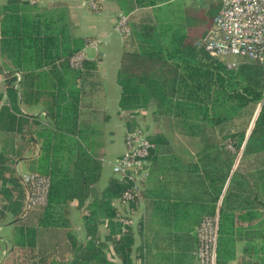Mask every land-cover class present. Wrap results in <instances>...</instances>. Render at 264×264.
Returning a JSON list of instances; mask_svg holds the SVG:
<instances>
[{
	"label": "trees",
	"instance_id": "1",
	"mask_svg": "<svg viewBox=\"0 0 264 264\" xmlns=\"http://www.w3.org/2000/svg\"><path fill=\"white\" fill-rule=\"evenodd\" d=\"M219 11L216 5L203 9L176 2L128 19L116 77L125 136L142 129L139 117L150 108L160 127L148 134L155 148L141 199L126 202L131 181L114 175L99 186L101 137L83 112L79 82L95 73L98 63L71 66L92 39L76 37L64 12L21 0L4 7L0 74L9 73L0 132L18 134L24 144L17 148L14 138H1L0 200L6 205L0 215L12 212L18 222L14 264H201L198 230L214 219L219 221L216 264L234 262L240 244V263L264 264V106L249 135L237 125L262 99L264 67L242 62L229 68L198 47ZM20 97L26 104L43 99L47 122L22 116ZM169 133L198 138L202 147L187 160ZM24 148L36 152L32 174L49 180L46 204L32 210L25 206L27 187L7 166L9 156L25 157ZM9 186L19 194L16 202ZM72 204L83 219V240L70 219ZM41 227L64 239L61 260L39 258Z\"/></svg>",
	"mask_w": 264,
	"mask_h": 264
},
{
	"label": "crops",
	"instance_id": "2",
	"mask_svg": "<svg viewBox=\"0 0 264 264\" xmlns=\"http://www.w3.org/2000/svg\"><path fill=\"white\" fill-rule=\"evenodd\" d=\"M31 1L39 10L43 11H61L69 16L70 22L74 27V35L84 39H92L93 46H86V55L88 61L98 63V70L95 73L87 72L85 77L80 80L85 90V101L83 112L87 117L86 122L95 126H99L103 132V144L98 151L99 158L103 162V176L108 173L107 181L113 177L111 175L112 164L124 152V136L125 124L121 118L118 106L120 91L117 85L116 77L120 64L121 54L123 51L124 36L116 29V22L120 15L128 17L146 12L153 5H165L167 3L182 2L187 7L194 8H212L213 6H223L224 0H97L100 6L99 11H91L89 3L91 0H21ZM11 0H0V14ZM89 43V42H88ZM116 47L117 52L106 50L107 47ZM113 52V53H112ZM0 65L3 61L0 60ZM3 71V70H2ZM9 71L4 69L0 74V111L7 103V92L5 80ZM18 81L21 75L17 74ZM21 96V95H20ZM18 107L22 116L39 117L42 123L47 122L43 99L27 104L23 98H19ZM123 114V113H122ZM120 135L116 137V132ZM11 136L14 138L17 148L21 146L20 136L15 133L7 135L0 132V148L1 138ZM24 147V144L21 146ZM36 153V152H35ZM31 153L28 149H23L25 157L22 159H14L9 156L7 158L8 168L14 171L15 175L22 180L25 175L32 174L33 162L36 154ZM7 178H11V173L6 174ZM103 179V177H102ZM102 181V180H101ZM101 183V182H100ZM107 185V183H106ZM105 185V186H106ZM104 186V187H105ZM103 187V188H104ZM11 190L12 199L16 202L19 194L12 191L11 186L7 187ZM102 188V189H103ZM6 203L0 200V210ZM70 219L76 235L80 240L85 239L86 234L83 228V219L76 210L75 204L71 206ZM0 264H14L13 254V237L16 232L18 222L15 220L12 212L6 211L0 215ZM102 233L105 235V227H102ZM58 232L41 227L38 229V253L39 258L62 259L61 250L64 247V239L60 238ZM242 246H238L237 259L230 264H239L244 257L242 254ZM116 262V260H115Z\"/></svg>",
	"mask_w": 264,
	"mask_h": 264
},
{
	"label": "built area",
	"instance_id": "3",
	"mask_svg": "<svg viewBox=\"0 0 264 264\" xmlns=\"http://www.w3.org/2000/svg\"><path fill=\"white\" fill-rule=\"evenodd\" d=\"M90 6L94 11L98 10L94 0L90 1ZM213 23L214 26L207 37L198 44L199 48L223 61L230 57L241 58L239 63H227L229 68H236L242 62H258L264 67V0H224ZM116 29L122 35L130 33L127 16L118 17ZM90 46H93L92 42L87 45ZM85 51L86 49L71 60L74 69H82L83 62L87 60ZM263 106L264 89L257 111ZM154 148V144L142 129H136L124 137V152L112 164V172L120 179L133 183L132 188L124 193L126 202L141 199V183L149 174V156ZM22 180L28 189L26 209L45 205L49 180L38 174L25 175ZM218 222V219L207 220L198 230L201 240V264H216ZM123 223L130 224L132 221L124 220Z\"/></svg>",
	"mask_w": 264,
	"mask_h": 264
},
{
	"label": "rangeland",
	"instance_id": "4",
	"mask_svg": "<svg viewBox=\"0 0 264 264\" xmlns=\"http://www.w3.org/2000/svg\"><path fill=\"white\" fill-rule=\"evenodd\" d=\"M89 6H90V3H89ZM106 50L113 51L115 53L117 52V49L115 46L114 47H107ZM225 61H228V62H226V65H227V63L231 64V62L232 63H239V62H241V58L230 57L228 60H224V62ZM257 109H258V106L255 108V110L253 111L252 114H250V112L245 114V116H244L245 118L242 121V123L239 122L237 125H239V127L246 129L249 132L251 124H252V120H253L256 112H257ZM152 111H153V108H150V110L148 111V113L146 114V117H144V119L139 117L140 125H141L140 128H142L144 130H147V128H148V131H146L147 135L151 134L152 132H154V133L157 132L156 130L160 127V123L155 122L153 120L154 117L151 114ZM98 127H97L98 136L101 137V142H102V145L104 146L103 139H102L103 132L100 129H98ZM117 135L119 136L120 132L117 131L116 137H117ZM9 137H11V136H9ZM168 137L171 140L175 149L180 154H182L185 157V159H187V160H191L192 158H194L196 152L202 147L201 141L195 137H188V136H183V135H179V134H172V133H169ZM97 145H98V142H97ZM99 151H100V149H99ZM12 157H15V156H12ZM14 159L15 158H13V160ZM16 160H17V158H16ZM8 163H9V161H8ZM111 172H112V170H111ZM111 175H114L113 172L111 173ZM107 179H108V173L103 176V179L99 185L100 188H103L106 185ZM36 207H38V206H36ZM36 207H34V208H36ZM138 219H139V215H137V214L133 215L132 221L137 222ZM240 246H242V244H240Z\"/></svg>",
	"mask_w": 264,
	"mask_h": 264
},
{
	"label": "water",
	"instance_id": "5",
	"mask_svg": "<svg viewBox=\"0 0 264 264\" xmlns=\"http://www.w3.org/2000/svg\"><path fill=\"white\" fill-rule=\"evenodd\" d=\"M259 113H260V110L256 112V114H255V116H254V118L252 120V124H251L250 130L248 132V135L251 133V131H252L253 127H254V124H255V122H256V120L258 118Z\"/></svg>",
	"mask_w": 264,
	"mask_h": 264
}]
</instances>
